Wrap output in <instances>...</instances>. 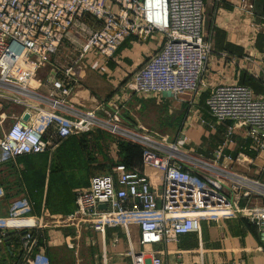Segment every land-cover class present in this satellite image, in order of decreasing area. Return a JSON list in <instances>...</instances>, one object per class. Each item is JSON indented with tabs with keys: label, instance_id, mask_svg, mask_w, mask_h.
Instances as JSON below:
<instances>
[{
	"label": "built area",
	"instance_id": "obj_1",
	"mask_svg": "<svg viewBox=\"0 0 264 264\" xmlns=\"http://www.w3.org/2000/svg\"><path fill=\"white\" fill-rule=\"evenodd\" d=\"M240 5L254 8L250 0H240ZM203 12V0H0V122L11 118L0 134L2 160L49 152L69 136L99 128L139 145L143 171L117 164L111 173L95 174L86 186L73 190V211L49 222L77 231L87 226L102 234L120 228L131 264H168L162 257L166 251L181 255L183 250L167 246L183 234L199 239L202 211L254 224L264 248V202L239 205L241 197L249 199L253 192L264 199V182L233 172L222 163L221 149L213 157L203 156L184 147L188 140L183 131L169 142L164 135L121 122L117 114L108 122L70 102L87 53L108 60L126 36L153 33L164 41L132 73L128 89L172 97L198 92L212 51ZM91 19L99 26L89 24ZM65 39L77 43L78 53L71 64L49 72L44 90L38 70ZM205 105L215 121L245 126L251 149H264L263 95H255L245 84H217L210 87ZM10 106L21 112L10 109L7 114ZM249 183L250 189L240 186ZM132 225L139 229L138 246L130 238ZM43 227L37 217L0 216V244L5 239L10 248L16 243L15 264H39L35 250L42 232L35 229ZM157 245L161 251L154 248ZM197 252L201 257L204 250L199 246Z\"/></svg>",
	"mask_w": 264,
	"mask_h": 264
},
{
	"label": "crops",
	"instance_id": "obj_2",
	"mask_svg": "<svg viewBox=\"0 0 264 264\" xmlns=\"http://www.w3.org/2000/svg\"><path fill=\"white\" fill-rule=\"evenodd\" d=\"M250 1L254 5L251 10L240 5V0H203L204 29L211 33L212 51L198 92L172 97L128 89L132 73L164 41L160 33H153L142 38L126 36L108 60L94 52L87 53L81 63L82 78L71 87L70 102L108 122L117 114L123 123L156 135L164 132L170 140L183 131L194 153L213 157L221 149L224 165L229 167L230 162L224 157L231 156L233 161L237 159L236 163L247 165L245 173L249 175L240 173L238 166L232 167L233 172L264 182V149H251L252 139L245 135V126L215 121L205 105L210 87L217 84H245L255 95L264 96V0ZM89 24L99 26L92 19ZM44 82L42 89L46 90L48 84ZM229 126L233 127L230 133ZM113 134L99 128L69 136L48 153L11 160L0 158V216L37 217L45 224L35 229L42 232L35 250L39 264H131L125 254L128 242L120 228L107 229L102 234L87 226L77 231L76 227L49 223L73 211V190L86 186L95 174L111 173L117 164L143 171L142 159L125 161L121 143L128 141ZM252 168L254 171H249ZM240 186L250 189L251 183ZM6 198L11 200L3 204ZM248 201L260 205L264 199L253 192L249 199L241 197L239 205ZM14 211L19 214H13ZM201 214L200 238L195 234L180 235L177 243L167 247L184 252L176 256L167 255L166 251L162 257L168 264H200L201 257L203 264H264V248L255 225L235 215L218 217L215 212L204 211ZM138 236V226L132 225L133 245L138 246ZM1 245L4 253L0 250V264H15L16 243L10 251ZM42 245H46L45 249ZM199 246L204 250L201 257L197 252ZM154 248L161 251L158 245Z\"/></svg>",
	"mask_w": 264,
	"mask_h": 264
},
{
	"label": "rangeland",
	"instance_id": "obj_3",
	"mask_svg": "<svg viewBox=\"0 0 264 264\" xmlns=\"http://www.w3.org/2000/svg\"><path fill=\"white\" fill-rule=\"evenodd\" d=\"M77 48H78V45H77V43H72V42H69L68 40H63V41H61V44H60V46L58 47V49H57V51L56 52H54V53H52V54H50L49 56H48V62H47V64L45 65V66H42L38 71H39V73H38V76L37 77H39V81L40 82H42L43 83V81L46 79V77L49 75V72L51 71L52 73H53V71L54 70H59L60 68H62V67H64V66H67V65H69V63L70 62H72L73 60H74V58H75V56L77 55V53H78V51H77ZM10 109L11 110H13V111H19L20 110V108L19 107H15V106H10L9 108H7L6 109V111H7V114H8V111H10ZM3 119V117L2 116H0V121ZM122 119V118H121ZM10 120H11V118L9 119V118H5L2 122H0V134H2V132L4 131V129H5V126H7V124L10 122ZM123 121V120H122ZM113 135H115V134H113ZM159 135L161 136V135H164L165 137H166V135H165V133L164 132H161V133H159ZM117 136V135H116ZM120 137V136H119ZM122 138V137H121ZM123 139V138H122ZM169 140V142H173L174 140H170V139H168ZM184 147L185 148H188L189 149V146L186 144V145H184ZM46 153H48V152H46ZM4 153H2L1 151H0V158H3L4 157V155H3ZM232 161V162H231ZM231 161H228V162H230V164H229V167L228 168H231V169H233L232 167H235L236 168V166H238V167H240V173H242V174H248V173H245V171L246 170H248L247 169V165H243V163L241 164V163H236V161H237V159H235L234 161H233V158H232V160ZM219 162L221 163V161L219 160ZM238 162V161H237ZM254 168V167H253ZM253 168L251 169V170H249V171H251V172H253L254 170H253ZM146 171H148V172H150V170L147 168L146 169ZM248 171V172H249ZM255 174V173H254ZM249 175V174H248ZM9 200H11V199H9ZM9 200H7V198H6V201L3 199V204L6 202V203H8L9 202ZM1 206V205H0ZM5 206V205H4ZM13 214H19V212H17V211H14L13 212ZM14 216H17V215H14ZM2 246V245H1ZM1 251H2V248L0 249ZM4 252L2 251V254H3ZM168 254H170V255H173V254H171V253H167V255ZM182 254V253H181ZM82 264H85V263H82ZM178 264H180V262H178Z\"/></svg>",
	"mask_w": 264,
	"mask_h": 264
},
{
	"label": "trees",
	"instance_id": "obj_4",
	"mask_svg": "<svg viewBox=\"0 0 264 264\" xmlns=\"http://www.w3.org/2000/svg\"><path fill=\"white\" fill-rule=\"evenodd\" d=\"M121 146H122V151L124 152L123 157L125 158V161L132 162L133 160H138L139 162H141L142 151H141V148L139 145L134 144V143L129 142V141L128 142L125 141V142L121 143ZM42 154H44V153H42ZM28 155H33V154H28ZM35 155H37V154H35ZM250 224L254 226V224H252V223H250ZM10 238L12 240V236ZM14 259H15V261L18 262V259L16 258L15 254L13 257V261H14Z\"/></svg>",
	"mask_w": 264,
	"mask_h": 264
},
{
	"label": "water",
	"instance_id": "obj_5",
	"mask_svg": "<svg viewBox=\"0 0 264 264\" xmlns=\"http://www.w3.org/2000/svg\"><path fill=\"white\" fill-rule=\"evenodd\" d=\"M27 116H28V115H26V116L24 117V119H27ZM99 207H100V208H104V205H103V204H100ZM4 245H6L7 250L10 251L9 239H5V240H4Z\"/></svg>",
	"mask_w": 264,
	"mask_h": 264
},
{
	"label": "bare ground",
	"instance_id": "obj_6",
	"mask_svg": "<svg viewBox=\"0 0 264 264\" xmlns=\"http://www.w3.org/2000/svg\"><path fill=\"white\" fill-rule=\"evenodd\" d=\"M102 65V64H101Z\"/></svg>",
	"mask_w": 264,
	"mask_h": 264
}]
</instances>
